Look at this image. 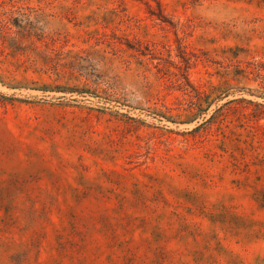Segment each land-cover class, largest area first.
<instances>
[{
  "label": "rangeland",
  "instance_id": "1",
  "mask_svg": "<svg viewBox=\"0 0 264 264\" xmlns=\"http://www.w3.org/2000/svg\"><path fill=\"white\" fill-rule=\"evenodd\" d=\"M0 264H264V0H0Z\"/></svg>",
  "mask_w": 264,
  "mask_h": 264
}]
</instances>
